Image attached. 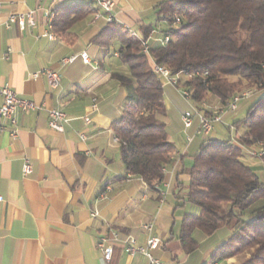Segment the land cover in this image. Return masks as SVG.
Wrapping results in <instances>:
<instances>
[{"label": "crops", "instance_id": "0c3cea01", "mask_svg": "<svg viewBox=\"0 0 264 264\" xmlns=\"http://www.w3.org/2000/svg\"><path fill=\"white\" fill-rule=\"evenodd\" d=\"M114 1V21L130 31L141 36L143 27L155 25L154 9L159 0ZM0 3V85L10 86L19 97L42 107L30 114H18L16 139L11 129L0 133V264H149L143 255L126 254L121 243L114 244L110 262L98 249L99 240L115 232L121 239L132 236L139 244H146L148 235L143 226L149 222L155 223V234L162 241L154 255L166 264H240L242 256L214 260L215 252L230 239L233 224L212 236L195 230L193 237L199 246L191 253L184 252L179 239L185 215L200 214V208L187 196L188 170L207 139L198 140L197 125L188 132L193 141L188 144L186 140L180 147L168 134L176 154L159 188L148 186L141 178L127 177L122 146L115 141L112 126L123 115L128 92L112 73H128V69L120 64L118 54L113 56L116 61L106 63L109 50L93 42L108 23L102 19L93 24L95 5L89 0ZM80 5L90 6L91 12L70 30L75 40L69 43L52 32L48 15L63 6ZM30 11H37L35 26L22 30L16 24L9 25L12 15ZM49 33L55 38L46 37ZM163 39L156 28L148 42L154 47ZM84 53L90 64L81 58ZM74 57L72 64H62L63 59ZM48 69L61 76L55 91L42 74ZM94 99L99 111L87 124L84 118ZM51 110L68 115L63 132L50 128ZM237 120L226 115L221 123L236 132V138L230 133L227 140L243 149L244 162L259 175L255 164L250 163L262 161L251 154L258 149L244 147L237 129L229 130ZM219 136L209 139L225 141ZM25 160L33 166L28 176L23 172ZM107 188L111 191L102 200ZM164 191L168 194L162 201Z\"/></svg>", "mask_w": 264, "mask_h": 264}, {"label": "trees", "instance_id": "16d2710c", "mask_svg": "<svg viewBox=\"0 0 264 264\" xmlns=\"http://www.w3.org/2000/svg\"><path fill=\"white\" fill-rule=\"evenodd\" d=\"M154 10L156 23L143 27L141 36L114 21L93 38L101 48L112 49L113 56L118 54L128 69L112 73L128 92L123 115L112 128L121 141L127 177L141 178L152 188L165 180L176 154L168 139L164 84L140 41L148 40L159 24L168 28L161 43L151 47V57L173 75L186 78L180 88L188 90L196 104L212 95L227 109L236 95L260 92L250 101L246 117L231 127L244 147L262 144L264 149V0H159ZM55 12L52 32L72 43L70 30L91 8L63 6ZM243 156L232 139L202 142L188 170L187 195L200 214H186L182 221L179 239L184 252L198 248L195 230L212 236L233 224L230 239L215 252L214 260L248 253L241 264H264V183Z\"/></svg>", "mask_w": 264, "mask_h": 264}, {"label": "built area", "instance_id": "2783aa9c", "mask_svg": "<svg viewBox=\"0 0 264 264\" xmlns=\"http://www.w3.org/2000/svg\"><path fill=\"white\" fill-rule=\"evenodd\" d=\"M95 2L96 4H103V12H96V21L104 19L108 23L114 22L115 20V9L116 3L114 0H89ZM2 13V4L0 3V16ZM36 13L37 11H30L27 14H18L12 15L9 20V25H18L20 29H25L26 27H33L36 25ZM50 21V13L48 15ZM93 23V24H95ZM46 37L52 39L50 34H47ZM141 46L143 53L152 59L150 50L151 46L148 40L140 38ZM169 41H166L168 43ZM166 43H162L165 45ZM84 63L90 64L89 56L84 53L81 55ZM150 59V60H151ZM76 60L74 58H65L62 60L63 65L72 64ZM153 70L160 80L164 81V85H171L179 90L180 79L178 75H173L172 71L165 65H160L153 62ZM43 75L46 76L49 84V88L53 91L59 89L61 85V76L60 74L52 69L45 70ZM40 74H37L39 76ZM180 91V90H179ZM183 98L189 103L192 96H189L188 90H182ZM250 95L249 93L244 94L243 96H235L231 102V110H226L220 113H213L212 115H206L202 112L198 111L195 107L185 112L183 114V122L184 128L186 131L191 130L197 125L196 135H210L217 124L224 123V117L228 113H236L238 110V105L241 101ZM42 107L37 105L34 101L24 99L18 96V94L8 85H0V133L4 132L7 129H11V134L14 139L18 137L19 126H18V114H30L36 110H41ZM99 111V103L96 102V99L93 100L92 105L89 107V113L84 118L87 124L92 122L91 115ZM69 121L68 115L61 110H51L50 111V123L49 126L51 129L63 132L64 124ZM84 138V136H83ZM115 141L120 143V140L116 137ZM193 141V137L189 136L187 138V143H191ZM260 151L253 152V156H256L263 160L264 157V149L263 145L260 144ZM23 172L25 176L32 174L33 166L29 160H25L23 166ZM169 187V185H167ZM156 188H159V184H157ZM111 191V188H107L101 194V199L106 200L108 198L107 193ZM168 192L164 191L161 193L162 201L167 196ZM0 197V201H1ZM97 213L94 214L96 216ZM143 230L147 233L148 238L147 242L144 245L139 244L138 240L132 236H128L124 239H121L119 233H112L110 237H102L98 242V249L102 252L103 257L106 261L110 262L112 260L114 254L115 243L123 244L124 252L130 256L143 255L145 256L149 264H166L162 260L158 259L154 252L158 250L162 241L159 236L155 234V223L149 222L143 226Z\"/></svg>", "mask_w": 264, "mask_h": 264}, {"label": "rangeland", "instance_id": "374dc122", "mask_svg": "<svg viewBox=\"0 0 264 264\" xmlns=\"http://www.w3.org/2000/svg\"><path fill=\"white\" fill-rule=\"evenodd\" d=\"M155 17V15H154ZM158 31L163 32L165 31L168 26L164 23L158 25ZM151 59V58H149ZM116 61L115 58L113 57V50H109L108 54L106 56V63H109V61ZM152 66L153 58L150 60ZM156 63V62H155ZM186 78L181 76L180 83H179V90L183 92L182 88H180L181 82H183ZM161 82L164 84V82L161 80ZM176 89L173 86H166L164 85V95L166 99V108H167V116L165 118L166 124H167V132L168 134L174 139L175 144H177L178 147L182 145V143L186 142L187 138L190 136L188 135L189 131H186L184 128V122H183V114L187 111H189L192 106L195 107L198 111L202 112L203 114H213V113H220L222 110H226L223 105L220 104L219 98L216 96L209 95L205 101L202 103L196 104L195 100L191 98L190 102L188 103L182 96V93ZM249 93L247 98H245L243 101H241L238 105V110L236 113H228L226 115H230L233 117V119H244L246 117V112L247 108L250 104V101H253L257 97V94L260 93L258 91H245L241 93L240 95L236 96H242L243 94ZM244 107V108H243ZM226 117V116H225ZM224 117V118H225ZM232 129V127H231ZM191 132V131H190ZM230 133L235 136L234 138L237 137L236 132L234 131H228L227 127L223 124H217L214 131L208 135H199L198 140L203 141L204 138H215L214 135L219 134L221 138L224 140H227L230 138ZM119 139V138H118ZM120 140V139H119ZM121 144V141H120ZM260 144L254 148L258 149L256 151H260ZM253 155V154H252ZM250 163L255 164V168H257L259 172V176L261 178V182L264 183V160H250ZM157 184L155 185L154 188H156ZM249 257V254H244L242 255V259L240 264Z\"/></svg>", "mask_w": 264, "mask_h": 264}, {"label": "bare ground", "instance_id": "6f19581e", "mask_svg": "<svg viewBox=\"0 0 264 264\" xmlns=\"http://www.w3.org/2000/svg\"><path fill=\"white\" fill-rule=\"evenodd\" d=\"M93 5H95V2L94 1H90ZM96 12H103V4H96V9L94 10V12H93V23H95V21H96ZM54 19H55V13L54 12H52V13H50V21H49V24H50V27L52 26V23H53V21H54ZM51 29V28H50ZM133 32V31H132ZM133 33H135V32H133ZM50 35H51V37H52V39H54L55 38V35L53 34V33H49ZM168 39H166L164 42H166ZM179 76V78H181L180 77V75H178ZM163 81V80H162ZM164 82V81H163ZM188 94H189V96H191V93L190 92H188ZM244 95V94H243ZM242 95V96H243ZM227 110H231V103L229 104V106H228V108H227Z\"/></svg>", "mask_w": 264, "mask_h": 264}]
</instances>
